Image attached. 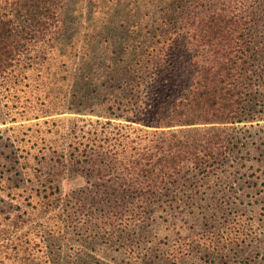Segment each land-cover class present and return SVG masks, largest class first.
Instances as JSON below:
<instances>
[{
  "label": "rangeland",
  "instance_id": "rangeland-1",
  "mask_svg": "<svg viewBox=\"0 0 264 264\" xmlns=\"http://www.w3.org/2000/svg\"><path fill=\"white\" fill-rule=\"evenodd\" d=\"M208 2L68 0L44 63L0 86V264H264L263 92L211 168L151 193L120 183L118 160L150 130L126 111L139 72L123 66L155 47L172 76L173 32Z\"/></svg>",
  "mask_w": 264,
  "mask_h": 264
},
{
  "label": "trees",
  "instance_id": "trees-1",
  "mask_svg": "<svg viewBox=\"0 0 264 264\" xmlns=\"http://www.w3.org/2000/svg\"><path fill=\"white\" fill-rule=\"evenodd\" d=\"M67 2L0 0V86L7 83L3 90L19 80L22 70L44 63L46 45L67 25ZM203 9L184 18L185 30L183 23L173 32L172 76H162L152 47L138 54L136 64H124L126 75L128 70L139 72L129 87L121 82L126 75L114 79L122 78L117 90L129 88L126 111L134 115L132 121L150 128L145 131L147 143L129 147L118 160L117 167L128 178L120 183L131 191L145 188L151 193L154 184L184 171L211 168L230 150L233 126L255 118L251 102L261 92L264 97V0H209ZM164 90L169 95L156 100ZM141 92L146 100L154 98L142 115L146 100L139 97ZM96 160L88 169L101 173Z\"/></svg>",
  "mask_w": 264,
  "mask_h": 264
}]
</instances>
